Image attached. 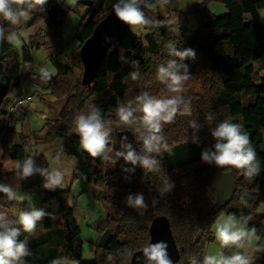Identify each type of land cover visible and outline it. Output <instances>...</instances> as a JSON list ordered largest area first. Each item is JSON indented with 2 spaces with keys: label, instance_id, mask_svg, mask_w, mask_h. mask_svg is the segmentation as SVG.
<instances>
[{
  "label": "trees",
  "instance_id": "16d2710c",
  "mask_svg": "<svg viewBox=\"0 0 264 264\" xmlns=\"http://www.w3.org/2000/svg\"><path fill=\"white\" fill-rule=\"evenodd\" d=\"M153 1L149 0L150 3ZM156 1L159 6L155 11L144 3L141 7L149 20L163 21V26L153 23L138 26L136 30L130 26L106 53L90 88L81 83L82 65L78 68L69 58H61L63 24L53 27L43 6L29 9L27 3L22 7L13 5L19 17L16 24L0 16V183L10 185L15 191L20 183L17 168L8 171L4 168L7 163L22 164L28 157L27 143L18 141L10 115L28 105L31 97L25 94L30 102L14 110H11L14 106L12 98L22 95L16 94L24 79L21 64L31 61L33 48L46 46L50 49L49 59L56 72L54 75L43 72L40 79L47 93L57 100H64L65 104L58 118L46 124L45 140L56 143L61 155L78 158L85 168L84 180L96 190L97 198L107 209L94 225L98 234L95 260L84 262L77 240L80 229L69 202L70 191L50 192L44 188L42 204L46 215L37 223L36 235L29 239L28 233L21 230L18 237L31 253L24 257L26 264H51L54 259H60L61 264H129L132 254L148 244L149 225L158 216L169 221L180 255L177 264H191L192 258L199 262L206 255L207 245L214 240L211 229L222 214L226 218L236 217L240 224L247 221L244 226L248 230L255 229L252 235L257 237V243L251 258L253 264H264V214L256 211L257 206L264 203V75L256 68L264 60V26L256 22L259 11L264 9V0H212L227 9L225 14L217 17L208 9L210 0L195 3L187 11L174 8L177 0ZM58 2L63 5L62 0ZM75 2L85 10L75 34V52L79 58L80 47L111 8L105 7L106 0ZM21 11L31 15L29 28L35 31L19 52L13 46L11 36L22 27ZM173 12L178 15L174 22ZM188 17L194 19L195 27L187 26ZM169 44L178 51L193 49L194 59L179 61L169 55ZM170 59L188 66L190 77L182 89L199 85L200 92L183 95L191 115L178 114L173 123L163 126L162 135L170 151L162 149L156 157L160 160V171L148 172L116 155L126 152V145L142 154V135L136 131L140 125H122L116 109L129 101L137 107L136 97L142 93L155 98L172 93L157 79L158 67L166 65ZM132 73L138 74L136 80L131 79ZM93 107L112 129L108 156L114 164L101 157L92 158L86 152L78 153L79 136L73 133L76 117L87 115ZM209 115L211 121L206 120ZM225 119L242 126L257 154L260 174L251 181L245 178L243 169L216 168L200 160L201 151L214 143L210 130ZM193 120L199 125L197 129L190 127ZM193 137L198 143L192 142ZM225 172L232 174L234 193L224 205L214 206L213 180L218 173ZM164 175L175 187L161 197L158 189ZM137 195H143L147 209L128 204L127 197L135 199ZM153 200L157 201L155 205ZM15 204L16 201H9L0 194V213L9 219L14 218L7 216L5 211ZM59 215L61 225L57 224ZM238 249L229 246L222 249V254L231 256Z\"/></svg>",
  "mask_w": 264,
  "mask_h": 264
},
{
  "label": "clouds",
  "instance_id": "9594fccd",
  "mask_svg": "<svg viewBox=\"0 0 264 264\" xmlns=\"http://www.w3.org/2000/svg\"><path fill=\"white\" fill-rule=\"evenodd\" d=\"M26 3L27 7L32 9L44 5L46 0H0V16L10 23L16 24L19 22V17L13 5L22 7ZM142 3L148 9L156 10L155 5L149 0H117L113 5V12L120 22L129 26H144L153 23L156 26H163V21L154 22L146 17L141 7ZM27 14L24 11L19 13L20 16ZM168 48L169 55L176 57L181 62L195 57L193 49L185 48L178 51L171 44L168 45ZM177 59H170L166 65L159 66L157 70V79L176 95L166 99H157L148 93H142L136 97L137 107H133V102L129 101L116 109L119 122L128 126L138 123L140 127L136 131L142 135V154H137L130 145H126L128 150L118 152L116 155L122 157L126 163L133 166L139 165L148 172L160 171V160L156 157L160 155L162 149L170 151L162 135L163 126L173 123L178 114L191 115L190 107L185 102L184 97L180 95L182 86L189 79L190 73L188 66L183 63L178 64ZM179 69H183V71ZM137 78L138 74L132 73L131 79L136 80ZM137 112L140 113L139 116L135 115ZM206 120L211 121L212 116H207ZM190 127L197 129L199 125L193 120L190 122ZM76 131L79 136L80 148L90 157H101L104 160H110L113 164L115 163L108 156L110 151L108 149L109 136L112 129L105 124L96 107H93L87 115L81 114L76 117ZM210 135L214 143L210 148L205 147L201 151V162L216 168L243 169L244 176L249 181L259 176L260 164L257 160V154L251 146L248 134L242 131L241 125L225 119L210 130ZM192 142L198 143L195 137H193ZM16 168V174L22 181L35 173H39L44 177L43 187L45 189L59 187L64 182L65 172L63 170L38 168L35 166L33 156L27 157L22 164L17 163ZM174 187L175 185L170 183L167 176L164 175L162 184L158 189L160 196L171 192ZM0 194L6 196L9 201H23L25 199L23 195H18L10 185L4 183H0ZM127 202L137 209H147L148 207L143 195H137L135 199L129 196ZM152 203L155 205L157 201L153 200ZM45 215L43 209L34 207L28 211H21L16 219H9L0 213V264H26L24 257L31 253L26 243L18 240V237L21 235V230L24 233H33L37 223L42 221ZM246 223L247 221H244V224ZM244 224L238 226L236 217L230 215L223 223L216 226V239L222 248L233 245L237 248L244 247V242L255 232V229L248 230ZM143 256L149 264H173L168 255V244L163 240L145 247ZM51 264H61V260L54 259ZM191 264H253V261L251 257L237 252L231 256H224L223 254L219 256L205 255L203 260L199 262L192 258Z\"/></svg>",
  "mask_w": 264,
  "mask_h": 264
},
{
  "label": "rangeland",
  "instance_id": "374dc122",
  "mask_svg": "<svg viewBox=\"0 0 264 264\" xmlns=\"http://www.w3.org/2000/svg\"><path fill=\"white\" fill-rule=\"evenodd\" d=\"M60 2V1H59ZM62 6L66 9L69 8L68 13L63 22V30L61 37V58L63 60L70 59L76 66L81 65L78 60V54L75 52L77 42L75 41L76 31L84 16L85 10L80 8L73 0H62ZM117 0H106L105 7L113 8V5ZM202 2V0H177L174 8L178 11H187L195 3ZM159 6L158 1L154 0L153 3ZM208 9L210 13L217 17L225 14L227 9L225 6L217 1L210 0L208 2ZM164 12L163 9H161ZM178 15L172 17V22L176 21ZM22 27L16 30V34L11 36V42L14 48L21 52L25 45L28 44V37L35 31L34 28H29V23L32 19L31 15L21 16ZM256 22L264 26V9L260 10ZM195 21L192 17L187 18V26L190 28L195 27ZM138 26H131L133 30H136ZM50 49L46 46L39 48H33L31 50V61L23 62L21 64V74L24 76L20 90L16 91V94H27L31 97V102L28 105H23L10 117L14 120V130L18 134V141H26V155L33 156L35 166L38 168H59L65 172L64 182L61 186L46 189L47 191L54 192L57 190H69L70 198L69 202L74 210V218L80 229V234L77 240L81 245L82 261L91 262L96 257L95 242L97 240V232L94 229L96 221L106 214L105 204L97 198V192L84 180L85 168L79 164L77 157H68L61 155L58 152V145L51 141H46L47 129L46 124L50 120L58 118L65 101L57 100L51 97L46 90L44 82L40 79V75L43 72H48L52 75L55 74L56 69L49 59ZM256 68L264 75V60L261 61ZM82 70V69H81ZM82 72V71H81ZM36 75L37 79H33L31 75ZM26 78V79H25ZM200 92L199 85H192L181 90L180 95H193ZM176 93L166 94L157 99H166ZM13 122V121H12ZM76 123V122H75ZM76 131V124L74 125V132ZM84 152L80 147L78 149L79 155ZM16 164H6L4 168L6 171L16 168ZM45 183L44 177L39 173H35L31 177L25 180H20L16 192L18 195H23L25 199L23 201H16V204L9 210L5 211L7 216H11L16 219L21 211H28L30 209L37 208L43 209L42 201L45 196V189L43 184ZM256 211L260 214H264V203H260ZM54 216V215H53ZM60 215L57 220V224L61 225ZM227 218L222 214L218 216L214 222L211 232L214 235V240L210 242L206 247L207 255L219 256L222 254V247L220 242L216 239L215 231L216 226L223 223ZM237 225H241L237 222ZM37 231L28 233V238H32L36 235ZM257 243V237L251 235L246 243V252L250 247H254ZM74 264V263H72Z\"/></svg>",
  "mask_w": 264,
  "mask_h": 264
},
{
  "label": "water",
  "instance_id": "95a60500",
  "mask_svg": "<svg viewBox=\"0 0 264 264\" xmlns=\"http://www.w3.org/2000/svg\"><path fill=\"white\" fill-rule=\"evenodd\" d=\"M42 6L51 25L55 28L62 26L68 13L67 9L58 0H46V3ZM129 28V25L120 22L116 18L113 8L95 26L91 36L79 49V59L82 65L81 83L83 86L90 88L106 53ZM212 187L216 195L214 206H221L228 202L234 193L231 172L218 173L213 180ZM160 240L167 242L169 258L173 264H177L180 259L179 251L172 236L169 221L164 216H158L151 220L149 242L146 247ZM143 249L132 254L129 264H149L143 256Z\"/></svg>",
  "mask_w": 264,
  "mask_h": 264
},
{
  "label": "built area",
  "instance_id": "2783aa9c",
  "mask_svg": "<svg viewBox=\"0 0 264 264\" xmlns=\"http://www.w3.org/2000/svg\"><path fill=\"white\" fill-rule=\"evenodd\" d=\"M32 77L35 78L36 75H33ZM12 101H13L14 106L11 108V110H14L16 107H18V106H20L22 104H28L30 102V98L27 95H25V94L15 95L12 98ZM9 124H11L10 121H9Z\"/></svg>",
  "mask_w": 264,
  "mask_h": 264
},
{
  "label": "crops",
  "instance_id": "0c3cea01",
  "mask_svg": "<svg viewBox=\"0 0 264 264\" xmlns=\"http://www.w3.org/2000/svg\"><path fill=\"white\" fill-rule=\"evenodd\" d=\"M160 9H163V7H161ZM163 10H164V9H163ZM161 12H162V11H161ZM164 12H165V10H164ZM164 12H162V13H164ZM175 16H176V13L173 12L172 15H171V18H172V17H175ZM246 243H247V242H246ZM246 243L244 244V247L238 249V251H236V253L239 252V253L245 254V255H247V256H249V257H252V256L254 255L255 246H254V247H251V246L249 245L250 249H249L248 252H246ZM206 255H207V252H206Z\"/></svg>",
  "mask_w": 264,
  "mask_h": 264
}]
</instances>
